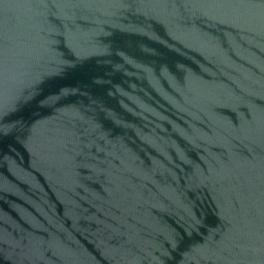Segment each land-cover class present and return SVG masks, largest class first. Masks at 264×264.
<instances>
[{
	"label": "water",
	"instance_id": "1",
	"mask_svg": "<svg viewBox=\"0 0 264 264\" xmlns=\"http://www.w3.org/2000/svg\"><path fill=\"white\" fill-rule=\"evenodd\" d=\"M0 264H264V0H0Z\"/></svg>",
	"mask_w": 264,
	"mask_h": 264
}]
</instances>
